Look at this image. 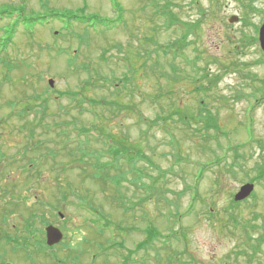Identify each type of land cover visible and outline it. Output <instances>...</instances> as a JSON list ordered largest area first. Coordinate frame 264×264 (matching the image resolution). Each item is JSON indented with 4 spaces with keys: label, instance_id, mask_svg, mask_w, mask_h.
I'll list each match as a JSON object with an SVG mask.
<instances>
[{
    "label": "rangeland",
    "instance_id": "1",
    "mask_svg": "<svg viewBox=\"0 0 264 264\" xmlns=\"http://www.w3.org/2000/svg\"><path fill=\"white\" fill-rule=\"evenodd\" d=\"M116 3L0 0V14L81 10L115 24L40 20L14 30L17 19L0 18V257L22 264L12 239L44 247L48 223L65 237L43 264L69 263L68 254L78 264H264V176L254 198L230 208L264 167V66L247 45L235 49L245 30L229 23L248 14L227 0ZM170 42L183 46L175 59L153 50ZM197 68L218 79L208 93L194 92ZM200 100L217 130L213 121L204 130ZM176 111L194 121L154 124ZM111 139L131 149L130 161L113 158ZM29 212L41 218L30 236ZM145 231L154 238L143 249Z\"/></svg>",
    "mask_w": 264,
    "mask_h": 264
},
{
    "label": "trees",
    "instance_id": "2",
    "mask_svg": "<svg viewBox=\"0 0 264 264\" xmlns=\"http://www.w3.org/2000/svg\"><path fill=\"white\" fill-rule=\"evenodd\" d=\"M115 1V8L116 10L119 9V5H117L116 3V0H113ZM16 13V15H15ZM163 14L165 15H168L169 18H170V15L168 12H163ZM2 17H6V18H9V19H12L13 17L16 20L15 23H13V28L15 30L16 27H18L19 25H34V24H37V23H41L40 20H44L46 22L48 21H53V20H59V21H66V22H77L78 24H82V25H87L88 27L90 26V28L92 27V25H99V26H103V27H106V28H109L113 25H115L112 20H111V23L108 19H101L99 16L97 15H85L83 14V11L79 10L78 11H70V10H61V11H58V10H51V9H46L45 10V14L43 16H37V17H32L29 15H26L24 13V10H18V9H12V10H9V11H3L1 14H0V18ZM172 18V16H171ZM121 19V16L119 15V18L117 19V21H119ZM88 21H92V23H89L87 24ZM122 22V21H120ZM119 22V23H120ZM106 23V24H105ZM109 23V24H107ZM123 23V22H122ZM155 52L161 50L164 54H167L168 51H171L172 50V54H173V59H175L177 56L181 55L182 54V44L181 42H170L168 44H166L165 46H162V45H158V44H155ZM174 71H176L177 69L175 68H172ZM195 70V69H193ZM197 71H199L201 73V75L196 78V77H192L191 81L194 83V84H199L198 86H196L197 88L194 89V92L196 93L197 91H199V89L205 91V92H210L211 89L214 88V85H215V82L216 80H218L217 78L215 80H211L210 77L211 75L210 74H207L206 70L205 69H201V68H197ZM102 78L98 79L97 78V82L98 80H101ZM203 80H207V86H204V85H201V82ZM86 86L90 87L89 85L91 84L89 81H86L84 82ZM93 84H96V82H94ZM72 94V99H74V97L77 95L76 93H70ZM103 101V102H102ZM95 105H106V101L104 100H95V101H92ZM113 105H117V103H111ZM199 104V107H200V110H199V116L200 118H205L206 119V124L204 125V130L205 131H208L209 129V125L210 123H212V121L214 122V125H212V128L213 130H217L218 129V125H215L216 124V121H214L213 119V114H211L210 112L206 111V103H203V100H200L198 102ZM174 114L171 115V116H166V117H162V115H158L154 121V124H158L159 122L160 123H163L165 121H169L171 119L172 116H176L178 118V121L182 122L184 125H188V120H193L194 119L192 118V116L188 117L187 114H182L178 111L176 112H173ZM179 116V117H178ZM210 122V123H209ZM201 130H203V127L202 129H198L197 132H201ZM83 131H86V129H84ZM112 140V139H111ZM114 142V145L117 146V148L115 147V149H113L112 151V156L115 160L117 159H120V158H123V157H127L128 154L130 152L129 148L126 147V146H123L121 143H119V141L117 140H112ZM239 147L236 148V151ZM262 148V147H260ZM263 150V148H262ZM235 151V154L237 155L238 152ZM139 156H142L144 158V155H139ZM239 159V158H238ZM240 159H243L242 157ZM127 160L130 161L131 158L130 157H127ZM235 160L237 161V159L235 158ZM219 162V161H217ZM234 163H232V167H231V172L234 171ZM101 168L103 169L104 167L101 166ZM264 174V167H262L261 171L259 172L258 176L255 177V178H251L248 180V182H251V183H257L259 180H261L263 178V175ZM95 180H97V182H100L102 180V178H100L99 176H95L94 178ZM59 193H61L59 191ZM62 194V193H61ZM63 196V195H61ZM255 197V193H252L250 198H254ZM241 204V202H234L233 200L231 201V204H230V208L231 209H237L239 207V205ZM101 215V218L102 220L104 221V218L103 217V214H100ZM105 225H109L107 223H110L107 219H105ZM147 231V230H146ZM145 231V232H146ZM101 231H99L100 233ZM148 235H146V240L144 241L143 244H138L137 247L143 245V249L146 247H150L152 242L151 240L154 238L152 235H150V232H146ZM260 242H262L261 240H258L257 242V245H252L251 246V249L253 250V252H256L257 251V248L259 247L260 245ZM136 247V248H137ZM187 264V263H186Z\"/></svg>",
    "mask_w": 264,
    "mask_h": 264
},
{
    "label": "flooded vegetation",
    "instance_id": "3",
    "mask_svg": "<svg viewBox=\"0 0 264 264\" xmlns=\"http://www.w3.org/2000/svg\"><path fill=\"white\" fill-rule=\"evenodd\" d=\"M230 1L233 5V8H235V11H240V12H246L248 14L247 19H243L240 17V15L238 14L237 17L233 16V22L231 24H236L237 26H240L242 28H244L245 32H239L238 36H240L242 33L245 34L247 41H240V42H236V43H241L242 46H237L238 51L240 49H243V44L247 45V47L251 50H255V53L261 58L262 63L261 65L264 66V51L261 49V45H260V32L262 30V27L264 26V0H227ZM211 5L216 6L217 8V0H211ZM231 19V20H232ZM230 21V20H229ZM230 23V22H229ZM237 38V41L242 39L241 37H235ZM263 38H264V29H263ZM244 42V43H242ZM238 44V45H239ZM244 45V46H245ZM263 87H264V81H263ZM262 92H260L258 90L259 96L260 97V102H262V100H264V91L261 90ZM259 101V100H256ZM2 170H0L1 172ZM30 216H35L39 219H41L37 213H31L29 214ZM30 216H28L30 218ZM35 218V219H37ZM3 225V227L5 226V222L0 221V226ZM33 222L30 221H26L25 222V227L23 229V233L24 231H27V233L31 232V231H35L34 228H32L33 226ZM12 237H8V235L5 234V231L2 232L1 235V239L3 240L4 244H6L5 242L8 241V239L11 240ZM15 238V237H13ZM17 238L12 239L13 243L16 245L14 246V248L12 247L10 250L11 252L17 253V255H23V260L24 262L22 264H43V259L40 258H44L47 254V252H49V256L54 258L55 253H54V246L53 247H48V248H43L41 245L39 246L38 244H40V240H38V243L34 242H30L29 238H23L20 237L19 242L15 241ZM20 244H22L23 246V253H19L18 249H22V247L20 246ZM7 245V244H6ZM3 257H0V264H20L18 262H12V261H5ZM69 260V263L67 264H73L76 260H78L77 256H74L72 254H68L67 256Z\"/></svg>",
    "mask_w": 264,
    "mask_h": 264
},
{
    "label": "water",
    "instance_id": "4",
    "mask_svg": "<svg viewBox=\"0 0 264 264\" xmlns=\"http://www.w3.org/2000/svg\"><path fill=\"white\" fill-rule=\"evenodd\" d=\"M233 22V19H230V23ZM263 29L264 26L262 27V30L260 32V45H261V49L264 51V38H263ZM49 85L53 86V82L49 81ZM253 191V184L247 183L242 185L238 192L235 194L234 196V201L239 202V201H243L246 198H248L250 196V194ZM45 234H46V244L48 246H53L55 244H58L61 239H62V233L57 229L54 228L53 226H48L45 229Z\"/></svg>",
    "mask_w": 264,
    "mask_h": 264
}]
</instances>
